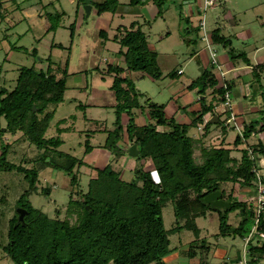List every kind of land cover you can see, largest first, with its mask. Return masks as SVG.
I'll return each instance as SVG.
<instances>
[{
	"label": "trees",
	"instance_id": "obj_1",
	"mask_svg": "<svg viewBox=\"0 0 264 264\" xmlns=\"http://www.w3.org/2000/svg\"><path fill=\"white\" fill-rule=\"evenodd\" d=\"M80 1L83 3V0ZM149 1L155 4L157 14L161 16V6L166 0H129L128 6H144ZM91 4L96 7L98 15L114 14L121 5L118 0H103L95 5L91 1ZM57 23L46 33L55 32ZM69 29L72 39L73 24ZM115 32L109 39L106 31L102 30L99 38L103 45L107 41L117 44L119 48L116 54L124 62V68L113 64L106 68V74L112 77L110 90L117 102L114 106L116 119L111 130L105 127L103 121L92 122L99 126L97 131L106 135L99 148L111 154V161L105 167L94 169L95 176L89 177L85 191L79 188L78 173V169L85 166L83 159L59 151L63 142L58 137H44L53 119L52 108L64 100L68 60L63 69H52L50 56L47 58V69L35 66L22 68L15 88L10 93L0 91V119L6 122L3 132L21 133L26 142L38 151L43 150L40 159L42 169L49 168L65 174L69 177V186L74 188L64 212L55 210L54 218L33 208L25 200L28 191L19 196L16 205L24 208L28 215L24 223L18 225H15L16 215L7 221L4 219L7 222L6 231L0 243L3 258L13 264H166L164 258L176 249L170 248L169 237L182 232L194 238L188 242L189 247L184 253L187 260L210 264L208 255L213 249L201 238L202 230L196 220L217 210L202 202L206 195L216 191L220 192L219 199L229 204L223 211L216 212L218 240L230 236L244 239L251 232L256 219L257 231L264 233V203L257 216L253 208L257 194L244 200L235 194V187L238 192H247L251 188L256 190L258 182L264 187V174L257 178V172L264 170L260 165L264 158V144L258 139L259 134L264 133V123L260 125L264 115L262 119L242 124V131L236 134L233 141L234 148L245 145L238 150L240 157L237 158L233 156V150L223 146L228 131L219 116L212 115L217 117V124L209 121L203 123L204 115L211 116L212 110L218 104L223 105L225 94L230 92L227 84L218 87L213 67L209 71L203 69L197 80L199 108L190 112L188 122L180 123L174 116L167 117L165 105L152 102L149 98L145 107L142 106L139 103L142 94L129 76L130 73H140L143 79L159 78L157 53L149 44L138 20L132 21L128 27L118 26ZM210 41L221 45L233 64L241 59L245 66H251V73L260 80L264 63L252 66L244 52L235 53L220 28L210 32ZM51 47L65 49L61 44H52ZM31 52L34 57L37 55V49ZM59 73L61 77L57 78ZM125 73L128 76H124ZM182 74V70H178L167 77L175 80ZM81 107L86 109L85 106ZM138 109H146L147 121L144 125L136 122L135 111ZM260 113L264 114V110ZM224 115L230 116V110H225ZM122 116H128L125 127L121 123ZM65 123L63 119L57 123V127ZM199 125H203L201 135L194 137L190 131ZM211 128H222L219 146L205 144ZM252 138L257 139L256 143L249 142ZM132 146L138 151L133 158L142 165L136 168L130 180H125L121 168L115 165L124 154L123 150L129 153ZM7 147L5 144L0 148V173L22 174L29 183V190H36L39 172L35 168L29 170L22 164L16 166L7 162ZM91 149L86 140L85 153ZM41 193L49 194V190L42 189ZM3 200V197L0 198V203ZM169 203L173 208L174 225L166 230L162 211ZM231 212H237L240 217L236 226L228 223ZM61 215H64L62 219ZM255 239L247 248L249 264H260L264 260V239ZM241 254L232 259L226 257L218 264H237Z\"/></svg>",
	"mask_w": 264,
	"mask_h": 264
},
{
	"label": "rangeland",
	"instance_id": "obj_2",
	"mask_svg": "<svg viewBox=\"0 0 264 264\" xmlns=\"http://www.w3.org/2000/svg\"><path fill=\"white\" fill-rule=\"evenodd\" d=\"M91 1L95 5V3H101L103 0ZM118 1L121 4L119 9L122 12L143 13L144 16L121 20L111 13L98 15L96 7L92 6L91 14L85 18L83 3L80 0H74V3L71 0H25L26 6H23V9H28L26 13L21 14L22 10L20 9L19 12L10 14L8 17L11 19L10 24H0V91L10 93L15 88L16 79L22 68L35 66L36 68L47 69V58L50 56L53 62L52 69L58 67L63 69L65 61L68 60L64 100L54 108L51 107L54 109V115L44 137H58L63 142L58 148L59 151L83 159L85 166L78 169L80 175L79 188L82 191L86 190L89 177L95 176L93 174L94 169L105 167L111 161V154L99 148L106 135L97 131L99 126L92 122L103 121L108 130L113 129L112 124L116 119L114 106L117 102L110 90L112 77L106 74V68L110 64L124 68L122 57L116 54L119 46L112 41L102 44L101 38H99V32L102 30L106 31L107 37L111 39L116 33L115 29L120 25L128 27L130 21L133 20H138L142 24V31L157 53L159 69V78L157 79L149 77L143 79L140 73H130L129 78L135 84L138 92L142 94L139 97V103L142 106L145 107L146 99L149 98L152 102L165 105L164 113L167 117L174 116L180 123L188 122L191 116L190 112L197 111L196 101L200 98L197 93L199 90L197 80L200 78L203 69L209 71L213 67L218 86H222V84L224 87L226 84L230 86V110L236 111L239 98H243L246 101L245 107L254 104L258 110L254 118H249L246 121L259 120L264 115L260 113L264 110V73H262L260 80H257L251 73L252 70H238L237 68L245 66L241 59L237 60V64H234V66L240 65L236 69L234 67L236 71H227L226 68L228 67L221 66L218 62L213 64L209 49L211 53L215 54V59L218 61V58L224 54V48L216 44L208 46V43L203 39L204 32H207L208 36L212 30L220 28L221 34L231 42V47L234 48L235 53L245 52L247 53L246 56L250 58L251 55L248 53L253 50L252 45L257 48L264 45V20L262 22L258 18L259 14L264 17L263 0H216L215 6L208 9L203 7L204 0H192L187 5L189 6L188 15L185 8L186 0H166L161 6V16H158V9L152 1L144 6H128L129 0ZM151 9L155 11L153 16L150 12ZM245 10L246 12L243 14ZM240 12L241 14H239ZM225 13L231 14V17L233 16L239 21L245 15L242 19L244 22L241 25L237 23L233 26L225 17ZM4 15L7 14L1 13L0 18L2 19ZM202 18L205 21L204 32L199 27ZM58 20H60L59 23H57ZM56 23L58 28L55 32L46 33V30L54 27ZM71 24H73L72 39L69 29ZM3 28H5V33L2 31ZM241 34H244V37ZM52 44H61L65 49L51 47ZM34 48L37 49L35 57L31 52ZM252 61L255 62L253 59ZM178 70H182L183 74L177 79L170 80L167 77L169 73ZM60 77L61 74L59 73L57 78ZM207 94L205 97L208 102ZM193 105L194 107H192ZM81 106H85L86 109L83 110ZM186 106L187 108H184ZM227 109L223 105L220 108L218 104L212 110L211 116L215 114L219 116L220 121L228 131L223 146L233 150V156L239 158L238 150L244 148L245 145L234 148L233 141L236 134L242 131V126H238L241 124L236 119L234 122L226 124L227 118L230 117L224 115ZM145 112L146 109L135 111L136 120H143L141 125L147 121ZM63 119L66 123L57 127V123ZM127 122L128 116H122L121 123L124 127ZM263 123L264 118L260 125ZM5 126L6 122L1 118L0 148L2 145H8L7 162L16 166L22 164L29 170L35 168L39 172V176L35 183L37 193L29 194L33 188L29 190V183L22 174L16 172L0 173V198L5 199L0 203V243L3 241V233L6 231L7 222L4 219L7 221L15 215L16 202L20 195L28 191L25 200L33 208L42 211L50 218H54L55 210L64 212L71 191L74 190L69 186V177L65 174L49 168L42 169L40 159L43 150L38 151L33 145L26 142L21 133L3 132ZM235 126H238L239 129L237 130ZM58 128L64 130L58 131ZM158 129L161 130V128ZM92 132L93 134H91ZM190 134L197 136L199 131L192 129ZM210 134L211 136L209 135V138L205 140V144L219 146L222 140V128H211ZM87 135L91 137H87ZM263 137L264 133L259 134L258 139L263 140L264 143ZM86 140L92 148L89 153H85ZM256 141V138L249 140L252 143H256ZM123 151L124 154L115 167L121 168L123 179L130 180L142 162L130 156L129 151V153L126 150ZM260 173L262 174V172ZM42 189L49 190V194L41 193ZM235 194L239 199L244 200L249 196L254 198L256 190L251 188L247 192H238L235 187ZM224 208L216 207L217 210L210 211L205 218L196 220L197 225L202 230L201 238H204L207 245L213 249L208 255L210 264H218L223 261L221 258H217L222 255L219 249L226 250L227 258L232 259L240 254L244 247L243 239L240 237H220L218 240L219 230L216 212L218 210L221 212ZM236 213L228 214V223L234 226L240 221V217ZM63 216L61 215L60 218L62 219ZM162 218L165 229H171L174 225V217L170 203L162 211ZM255 238L253 242L256 241ZM169 239L170 248L175 246L177 248L165 258L166 264H197L198 260L185 262L179 257L188 249L187 242L193 241V236L187 232H182L180 235H171ZM1 245L0 264H13L8 259L3 258ZM216 247H218V251ZM213 252L216 254L213 255ZM261 264H264V260Z\"/></svg>",
	"mask_w": 264,
	"mask_h": 264
},
{
	"label": "crops",
	"instance_id": "obj_3",
	"mask_svg": "<svg viewBox=\"0 0 264 264\" xmlns=\"http://www.w3.org/2000/svg\"><path fill=\"white\" fill-rule=\"evenodd\" d=\"M73 3H74V0H71ZM194 1H196V0H194ZM24 2H25V0H0V15H1V13L2 14H7V15H4L3 17H2V19H1V21H0V24H2V23H4V24H10V20L11 19H9L8 17H10V14H12V13H14V12H19V10L21 9L22 11H21V14H23V13H26V11L28 10V9H23V6H26L25 4H24ZM192 2V0H186V5H185V8H186V14L188 15V10H189V6H187L188 5V3H191ZM215 2H216V0H215ZM215 2H214V4H213V6H215ZM263 2H264V0H263ZM92 5V4H91ZM147 5V4H146ZM256 5V4H255ZM255 5H252V6H254L255 7ZM142 9H145L144 7H141ZM251 8H253V7H251ZM263 8H264V6H263ZM147 9V8H146ZM188 9V10H187ZM91 11H92V8H91ZM150 12H151V15L153 16L154 15V10L153 9H151L150 10ZM244 12H246V10L245 11H243V14H245ZM90 14H91V12H90ZM226 14V13H225ZM224 14V15H225ZM239 14H241V12L239 13ZM259 14V13H258ZM114 17H116V18H121V20H123V19H126V18H130V19H132V18H138L137 16H144L143 15V13L142 14H140V13H131V12H129V11H125V12H122L120 9L116 12V13H114V14H112ZM244 16L245 15H243V17H241V21H239V20H236L233 16L231 17V14H226L225 15V17L228 19V21H229V23L231 24V25H236L237 23H240V25H241V23L242 22H244V21H242V19H244ZM258 18H260L261 19V21L263 22V16L262 15H258ZM112 20V19H111ZM134 21V20H133ZM239 21V22H238ZM132 21H130V23H131ZM264 24V23H263ZM120 26H122V25H120ZM116 30V29H115ZM3 33H5L6 31H5V28H3ZM242 33V32H241ZM206 34H207V32H206ZM209 38H210V33H209ZM241 36L242 37H244V34H241ZM212 44V43H211ZM252 47V51H250L249 53H248V55H251L250 56V58L249 57H247L248 59H249V61H250V63L254 66V65H258V64H261V63H264V45L262 46V47H259V48H257V47H255V46H251ZM247 50V49H246ZM247 51H249V49L247 50ZM261 52V53H260ZM245 53V52H244ZM260 53V54H259ZM245 54H247V53H245ZM209 55H210V53H209ZM252 59L255 61L254 63H253V61H252ZM221 66L223 65L224 67H228V68H226L227 69V71H236L235 69L237 68V67H239L240 65H235L234 66V64L229 60V57H228V55H227V52H226V50L224 49V54L222 55V56H220L219 58H218V61H217ZM244 65V64H243ZM234 67H235V69H234ZM251 66H242V67H239V68H237L238 70H240L241 69V71H245V70H248V71H250L251 70ZM128 76V73H125L124 74V76ZM220 87H221V85H219ZM218 86V87H219ZM199 99V98H198ZM198 101V100H197ZM196 101V104H197V109L199 108V103ZM246 101H245V99H243V98H239V101H238V108H237V110L236 111H234V109H232V110H230V113L233 115V116H235V119L237 120V122L239 123V124H241V125H238V126H242V124L243 123H248L249 121H246L247 119H249V118H254L255 116H256V113L258 112V110H257V107H256V105H250L249 107H245V103ZM231 103V102H230ZM192 107H194V105L192 106ZM220 108H221V106H220ZM259 109V108H258ZM209 119H211V116L209 115V114H207V115H204V117H203V123H205V121H208ZM136 122H137V124H139V125H141L142 123H143V120L141 119V120H136ZM203 127V125H199V127H197V131H199V134L197 135V137H199L201 134H200V132H201V128ZM200 128V129H199ZM210 136H211V134H209ZM209 135L207 136V138L205 139V140H207L208 138H209ZM195 137V136H194ZM226 138H227V135H226ZM264 138V137H263ZM204 140V141H205ZM262 143H263V140H262ZM264 144V143H263ZM262 162H261V166L262 167H264V158L261 160ZM134 168V167H133ZM259 172H262V174H264V170L263 169H261ZM179 243L181 244V241L179 240ZM187 244H188V242H187ZM173 248H177V246H175V247H173ZM218 247H216V249H217ZM175 251H176V249H175ZM217 251H218V249H217ZM219 251H221L222 252V255L220 256V257H217V258H221V260H224L226 257H227V252H226V250H220L219 249ZM174 252V251H173ZM172 252V253H173ZM184 253H185V251L182 253V257L181 256H179L182 260H185V262H187L188 260H187V258L185 257V255H184ZM215 252H213V255H215L214 254ZM171 254V253H170ZM169 254V255H170ZM178 257V259H180ZM183 257H185V258H183ZM166 258V257H165ZM165 258H164V261H165ZM229 258V257H228ZM231 259V258H230ZM194 261H196V260H191V261H188V262H194ZM165 263H166V261H165ZM261 264V263H260Z\"/></svg>",
	"mask_w": 264,
	"mask_h": 264
},
{
	"label": "built area",
	"instance_id": "obj_4",
	"mask_svg": "<svg viewBox=\"0 0 264 264\" xmlns=\"http://www.w3.org/2000/svg\"><path fill=\"white\" fill-rule=\"evenodd\" d=\"M214 2H215V0H204L203 7L205 9L211 8V6H213ZM199 27L203 30V32L205 31L204 18H202L201 21L199 22ZM203 39L208 43L207 44L208 46L211 44L210 38H209V36H207L206 32H204V38ZM209 53H210V58L212 59L213 64H216L217 60L215 59V54L211 53L210 49H209ZM222 86H224V85L222 84ZM225 99H226V101L223 104V107L226 106L228 108V110H230V107H229L230 106V101H229V94L228 93L225 94ZM234 121H235V116H233L230 113V117L226 121V124H228L230 122H234ZM235 127H236L237 130L239 129L238 126H235ZM260 176H262V174L260 172H257V178L258 179H259ZM256 194H257V199L254 202V207L253 208L255 209V211L257 213V216H258V214H259V212H260V210L262 208V205L264 203V187L259 182L257 183ZM257 224H258V220L256 219L254 227L252 228L251 232L249 233V235L247 237H245L243 239L244 247L242 249L241 258L238 260L237 264H249V259L247 257V248H248L249 243L251 241H253V239L255 237H257L259 239H264V233L257 231Z\"/></svg>",
	"mask_w": 264,
	"mask_h": 264
},
{
	"label": "water",
	"instance_id": "obj_5",
	"mask_svg": "<svg viewBox=\"0 0 264 264\" xmlns=\"http://www.w3.org/2000/svg\"><path fill=\"white\" fill-rule=\"evenodd\" d=\"M91 8H92L91 0H83V11L85 14V18L89 17L90 12H91ZM200 71H202V69H200ZM209 122L211 124H217V122H218L217 117L213 116ZM129 152H130V156H132V157H136L138 155V151H137L135 146H132V148H130ZM33 192L37 193V191L33 188L29 194H31ZM219 196H220V192H218V191L210 193L202 199V202H204L206 204H210L212 207H225V208H227L229 206V204L220 200ZM15 215L17 217V221H16L15 225L23 224L25 218L28 215V212L24 208L17 207L15 209Z\"/></svg>",
	"mask_w": 264,
	"mask_h": 264
}]
</instances>
